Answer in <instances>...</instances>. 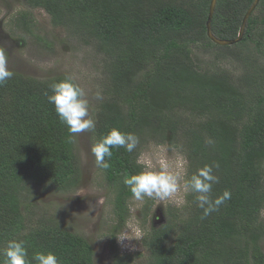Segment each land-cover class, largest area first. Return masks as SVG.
Returning a JSON list of instances; mask_svg holds the SVG:
<instances>
[{
	"label": "trees",
	"instance_id": "1",
	"mask_svg": "<svg viewBox=\"0 0 264 264\" xmlns=\"http://www.w3.org/2000/svg\"><path fill=\"white\" fill-rule=\"evenodd\" d=\"M23 1L43 9L55 26L89 31L112 58L109 99L96 115L95 142L116 127L136 133L141 144L148 136L158 144L182 146L189 177L205 164H219L212 196L230 190L231 199L201 219L203 210L191 193L182 215L153 229L147 241L149 264H217L221 259L225 264H264V67L250 57L264 50V32H258L264 16L256 14L264 0L251 16L243 41L235 45L239 52L233 55L248 68L240 76L224 69L206 73L192 58L197 45L226 50L218 52V61L232 54L233 47H219L207 36L211 0ZM254 2L219 0L214 34L236 39ZM13 73L0 87V249L9 240H23L29 258L52 251L61 264H95L94 249L85 237L51 219L34 221L31 212L39 189L68 193L82 177L76 141L69 143L68 128L46 95L51 94L50 84L65 77L42 80ZM186 112L198 122L189 125L182 118ZM140 155L141 145L133 153L113 149L111 167L102 169L117 187L114 233L127 222L132 193L123 181L143 171L137 163ZM111 249L115 264H123L114 242Z\"/></svg>",
	"mask_w": 264,
	"mask_h": 264
},
{
	"label": "rangeland",
	"instance_id": "2",
	"mask_svg": "<svg viewBox=\"0 0 264 264\" xmlns=\"http://www.w3.org/2000/svg\"><path fill=\"white\" fill-rule=\"evenodd\" d=\"M256 14L263 17L264 6ZM258 32L262 34L264 26H259ZM260 41L264 43V38ZM0 47L8 52V68L12 72L42 80L55 76L71 77L87 92L90 114L95 120L100 106L109 99L108 67L112 58L101 49L89 31H77L63 23L55 26L52 17L43 9L31 8L23 0H0ZM191 51L198 67L209 74L224 69L240 76L248 69L242 59L233 55L239 52L236 46L229 50L228 55L232 54L224 62L218 61L216 56L218 52L226 50L215 47L205 49L204 46L197 45ZM263 52L264 50L253 51L250 57L252 62H258L259 66L264 67ZM243 57H247V54ZM97 90L102 92V100L95 99ZM182 118H188L189 125L198 122L189 112ZM75 141L82 174L80 182L68 193L39 189L32 202L33 220L51 219L54 223L58 222L66 229L85 237L94 249L95 264H115L111 249L113 242L123 264H149L151 255L147 241L152 236L153 229H161L169 217L176 219L182 215L189 201L191 193L185 192L183 188L184 179L189 178V162L182 151L183 147L179 146L181 149L174 145L158 144L148 136L142 144L140 142L139 160L142 161L140 165L143 170L147 165L151 170L158 171L159 161L165 159L171 171L180 173L181 187L172 199L166 201L150 198L135 201L130 198L127 202L128 217L125 227L114 233L118 226L115 213L117 187L109 184L104 171L95 164V157L91 153L95 142L93 130L77 134ZM99 197L104 198L102 205L97 204ZM262 218L264 221V209ZM120 234H127L133 239H126L121 244L116 237ZM137 234L139 239H135ZM171 240L168 237L166 242ZM261 247L264 252V242ZM200 255L205 256L206 253ZM225 262L221 259L217 264Z\"/></svg>",
	"mask_w": 264,
	"mask_h": 264
},
{
	"label": "clouds",
	"instance_id": "3",
	"mask_svg": "<svg viewBox=\"0 0 264 264\" xmlns=\"http://www.w3.org/2000/svg\"><path fill=\"white\" fill-rule=\"evenodd\" d=\"M13 75L14 73L8 68V52L0 47V87H3ZM49 88L51 94L46 93L47 100L55 106L59 119L67 126L70 133L69 143L74 142L77 134L95 130L97 121L90 114L87 92L80 84L71 77H65L50 84ZM94 95L96 100L103 99V94L99 90ZM139 144L140 137L136 133L123 132L113 127L93 143L91 153L95 157L96 166L108 170L111 167L113 149L123 148L127 153H133ZM137 163L140 164L142 161L138 159ZM218 168V163L205 164L189 178L184 179V191L195 194L196 204L203 210L201 219L218 211L221 205L231 199L230 190H225L215 198L212 196L213 186L219 183V177L215 174V169ZM181 179L180 173L171 171L167 160L161 159L158 171L151 170L150 166L146 165L145 170L140 173L125 176L123 182L135 201H143L145 198L166 201L172 199L180 190ZM103 203L104 198L99 197L97 204ZM116 237L121 244L126 239H133L127 234ZM135 239H139V234ZM0 259L3 264H33V261L35 264H61L60 258L52 251H38L29 258L26 242L23 240H9L6 246L0 249Z\"/></svg>",
	"mask_w": 264,
	"mask_h": 264
},
{
	"label": "water",
	"instance_id": "4",
	"mask_svg": "<svg viewBox=\"0 0 264 264\" xmlns=\"http://www.w3.org/2000/svg\"><path fill=\"white\" fill-rule=\"evenodd\" d=\"M218 2H219V0H211V2H210L208 20H207V24H206L207 36L215 45H217L219 47H233V46H235V45H237L243 41V39L245 37L248 22H249L251 16L257 10L258 6L260 5L261 0H255L254 4L247 11V13L245 14V16L243 18L239 35L236 39H233V40L220 39L213 32L212 24H213V19H214L216 10H217Z\"/></svg>",
	"mask_w": 264,
	"mask_h": 264
}]
</instances>
